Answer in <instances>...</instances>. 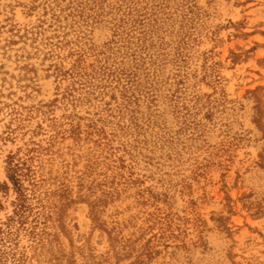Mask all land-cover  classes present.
<instances>
[{"label":"rangeland","instance_id":"374dc122","mask_svg":"<svg viewBox=\"0 0 264 264\" xmlns=\"http://www.w3.org/2000/svg\"><path fill=\"white\" fill-rule=\"evenodd\" d=\"M0 264H264V0H0Z\"/></svg>","mask_w":264,"mask_h":264}]
</instances>
